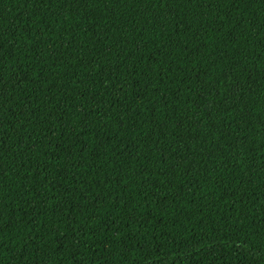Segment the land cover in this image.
<instances>
[{
    "label": "trees",
    "instance_id": "1",
    "mask_svg": "<svg viewBox=\"0 0 264 264\" xmlns=\"http://www.w3.org/2000/svg\"><path fill=\"white\" fill-rule=\"evenodd\" d=\"M0 264H264V0H0Z\"/></svg>",
    "mask_w": 264,
    "mask_h": 264
}]
</instances>
